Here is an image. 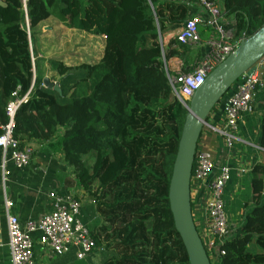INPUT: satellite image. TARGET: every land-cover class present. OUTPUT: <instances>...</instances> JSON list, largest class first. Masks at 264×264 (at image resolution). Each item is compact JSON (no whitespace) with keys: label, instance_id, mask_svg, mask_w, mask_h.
Masks as SVG:
<instances>
[{"label":"trees","instance_id":"16d2710c","mask_svg":"<svg viewBox=\"0 0 264 264\" xmlns=\"http://www.w3.org/2000/svg\"><path fill=\"white\" fill-rule=\"evenodd\" d=\"M132 1L30 0L28 21L13 2L3 1L8 7H0V134L14 93L27 97L15 117L14 138L21 147L33 140L58 142L75 187L90 202L87 226L101 264H190L169 204L188 111L174 97L164 67L188 50L176 37L167 44L164 39L171 33L167 27L189 19L188 4L136 0L143 24L131 50L110 40L95 64L45 61L33 49L37 27L50 18L67 29L110 35L103 23ZM221 3L225 21L236 26L235 37L251 38L264 27V0ZM43 62L61 92L45 85ZM261 73L264 82V68ZM257 145L264 150V113ZM87 158H93L90 168ZM244 179L236 199L243 211L240 235L217 244L212 264H264V151Z\"/></svg>","mask_w":264,"mask_h":264},{"label":"built area","instance_id":"2783aa9c","mask_svg":"<svg viewBox=\"0 0 264 264\" xmlns=\"http://www.w3.org/2000/svg\"><path fill=\"white\" fill-rule=\"evenodd\" d=\"M193 1L209 16L206 23L211 26L212 32L206 40L207 53L198 59L188 72L181 70L174 73L168 62L164 66L172 93L185 109H188L192 97L204 84L207 77L247 39L244 36L230 37L227 34L221 1ZM20 2L22 12L28 21L27 6L30 0H20ZM201 23L200 17L189 18L176 35L177 40L187 46L201 44L202 37L199 31ZM27 31L30 35L28 25ZM159 38L162 40L161 35ZM162 51L164 54L163 49ZM263 68L264 61H261L252 77L244 75L222 98L218 106L221 105L223 126L218 127L207 121L197 145L191 189L207 183L212 196L207 210L211 240L208 244L203 243L211 261H215L217 258L215 255L217 244L222 243L230 234L227 186L231 182L232 175L227 166H221L217 172L215 171L216 164L213 153L206 141L213 135L222 139L228 148L242 142L239 137L241 118L253 111L257 93L264 90L261 73ZM14 96L16 99L12 100L6 109L8 122L1 127L0 150L10 151L11 161L14 165L17 168H24L31 163L33 149L30 146L21 147L20 142L14 138V127L17 111L27 101V97L18 98L17 93H14ZM254 148L258 152L264 151L259 145H255ZM240 174L245 175L246 171H240ZM50 197L53 200V210L40 221H30L23 226L16 216L7 215L12 264H34L33 234L35 233H40V243L57 255L73 252L78 260H84L96 250L90 229L80 218L82 200L74 195L63 197L55 193H52ZM10 205V202H7V208Z\"/></svg>","mask_w":264,"mask_h":264},{"label":"crops","instance_id":"0c3cea01","mask_svg":"<svg viewBox=\"0 0 264 264\" xmlns=\"http://www.w3.org/2000/svg\"><path fill=\"white\" fill-rule=\"evenodd\" d=\"M160 1L188 4L189 18L197 16L202 20L199 27L202 43L198 46H187L188 50L186 53L181 54L180 57H173L168 61L174 73L181 70L188 72L192 69L194 63L207 53L206 40L212 32L211 26L206 23L209 16L202 8L195 4L193 0ZM219 1L222 2L223 0ZM52 19L53 18H50L42 22L37 28H41V26L49 23ZM55 21L57 20L55 19ZM54 26L55 28L65 29L67 31H75V29L63 27L58 21L54 23ZM182 26L183 24L179 27L171 25L167 27L165 32L171 33L165 35L164 39L166 44L169 43L173 37H176ZM224 26L230 37L236 36V26L232 22L225 21ZM177 28H179V30L175 32ZM88 35L90 37H98L90 34ZM43 57L44 55L42 53L37 54V59ZM85 63L95 64L97 62ZM44 66L48 67L50 70L47 63ZM43 69L44 67H42V70ZM263 113L264 90H260L256 95L253 111L245 114L241 118L239 137L242 142L236 143L228 148L222 139L213 135L207 138L206 141L213 153L216 164L215 171L217 172L221 166H227L231 171V182L227 186V211L231 227L230 237L240 235V221L243 211L239 208L236 199L238 193L245 189L244 177H248L253 166L259 161V152L254 146L259 143L261 138V116ZM208 121L218 127L223 126L221 105L217 106L211 113ZM27 146L33 149V158L30 165L24 168H17L14 165L13 161H11L10 151L3 152L0 150V264H12L9 249L7 215L11 214L16 216L23 226L30 221H40L53 210V200L50 197L52 193L63 197L68 195L80 196L79 198H82L80 218L86 225H89L91 222L87 210V207L90 206V202L83 194L78 195V188L75 187L73 183V171L67 165L62 148L59 146L58 142L55 140H33ZM240 171H246V174L241 175ZM191 201L192 214L196 228L202 242L208 244L211 240V233L208 224L207 210L209 203L212 201V196L208 190L207 183L200 184L198 187L191 189ZM7 202L11 204L9 208H7ZM40 238V233L33 234L34 264H101L99 249H96L87 259L78 260L73 252L64 255L55 254V252L50 250L47 246L40 243Z\"/></svg>","mask_w":264,"mask_h":264},{"label":"water","instance_id":"95a60500","mask_svg":"<svg viewBox=\"0 0 264 264\" xmlns=\"http://www.w3.org/2000/svg\"><path fill=\"white\" fill-rule=\"evenodd\" d=\"M0 7L8 5L0 0ZM264 61V27L247 38L220 64L192 97L185 119L169 185V204L175 229L185 247L190 264H212L196 228L191 201V181L197 145L204 124L222 98L244 76L252 77ZM46 86L61 92L44 80Z\"/></svg>","mask_w":264,"mask_h":264},{"label":"rangeland","instance_id":"374dc122","mask_svg":"<svg viewBox=\"0 0 264 264\" xmlns=\"http://www.w3.org/2000/svg\"><path fill=\"white\" fill-rule=\"evenodd\" d=\"M2 1L13 2L15 8L22 11L20 0ZM55 22L57 21L53 18L49 23L36 29L37 36L36 42L33 45L34 52L36 56L41 53L44 55L41 60L48 61L56 58L68 66H74L85 62H99L103 56L104 46L113 39L120 42V46L126 52L131 50L134 36L142 27L143 16L138 10L137 1L129 2L123 11L115 15L110 24L106 25L103 23V30L106 32L111 30V34H103L98 37H90L81 31H67L65 29L55 28ZM88 22L92 26H95L93 20H89ZM42 64L44 67V78L49 81L55 80L56 74L44 66L46 64L45 62ZM86 162L90 168L93 163V158H87ZM80 194L87 197L86 192L82 189H78V195Z\"/></svg>","mask_w":264,"mask_h":264}]
</instances>
